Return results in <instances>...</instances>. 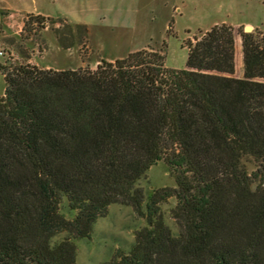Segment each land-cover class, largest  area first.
<instances>
[{"label": "trees", "instance_id": "trees-1", "mask_svg": "<svg viewBox=\"0 0 264 264\" xmlns=\"http://www.w3.org/2000/svg\"><path fill=\"white\" fill-rule=\"evenodd\" d=\"M238 32L242 78L227 24L186 42L185 69L145 50L93 71L0 65V264H76L111 204L147 226L103 264H264V35ZM161 160L175 187L146 196Z\"/></svg>", "mask_w": 264, "mask_h": 264}, {"label": "rangeland", "instance_id": "rangeland-1", "mask_svg": "<svg viewBox=\"0 0 264 264\" xmlns=\"http://www.w3.org/2000/svg\"><path fill=\"white\" fill-rule=\"evenodd\" d=\"M220 24L234 29L233 76L242 78L238 31L250 26L252 33L264 35V0H0V65L93 71L102 61L113 62L145 50L164 55L166 68L185 69L186 42H194ZM5 86L0 72V96ZM175 175L161 160L136 186L147 196L174 188ZM175 205L176 200L170 198L158 210L177 236L179 229L170 213ZM61 212L67 219L72 216L65 199ZM146 226V219L131 206L111 204L106 215L92 224L88 238L73 240L76 264H103L117 253L128 254L136 232Z\"/></svg>", "mask_w": 264, "mask_h": 264}, {"label": "water", "instance_id": "water-1", "mask_svg": "<svg viewBox=\"0 0 264 264\" xmlns=\"http://www.w3.org/2000/svg\"><path fill=\"white\" fill-rule=\"evenodd\" d=\"M251 30H252V28H251L250 26H246V27L244 28V32H245V33H250Z\"/></svg>", "mask_w": 264, "mask_h": 264}, {"label": "built area", "instance_id": "built-area-1", "mask_svg": "<svg viewBox=\"0 0 264 264\" xmlns=\"http://www.w3.org/2000/svg\"><path fill=\"white\" fill-rule=\"evenodd\" d=\"M2 54H3V53L0 51V56H2Z\"/></svg>", "mask_w": 264, "mask_h": 264}]
</instances>
